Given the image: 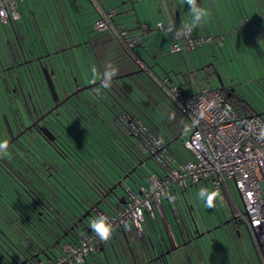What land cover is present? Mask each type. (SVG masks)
Here are the masks:
<instances>
[{
    "label": "rangeland",
    "instance_id": "374dc122",
    "mask_svg": "<svg viewBox=\"0 0 264 264\" xmlns=\"http://www.w3.org/2000/svg\"><path fill=\"white\" fill-rule=\"evenodd\" d=\"M71 1L72 2L70 3L69 0H42L40 6H37L36 2L31 0L28 4L29 6H26L27 11H30L31 19H21L20 23L16 22L15 24L19 37H21L25 31H30L32 34L35 33L37 36L34 37H38L40 42L36 45L43 52L44 41L47 44L51 41L50 37H53V35H51V21H53L55 25L59 24L60 27L67 29L69 36H71V32L73 36L71 39L75 42H78L81 39V41H88L89 47L94 45V50L91 46V52L89 53H91L92 58L90 57L88 62L86 60L83 61L82 58L77 55L78 53L73 54L68 52V61L71 68L74 70L75 77L77 76L78 79L77 82H75L69 75V69L63 70L64 67H61L62 76L60 77V80H62V85L66 90L70 91L77 83L82 84L83 86L93 83V80H100L99 77L105 71V65L108 63H111L116 67L118 72L126 73L129 72L128 70L130 69L131 71L136 70L138 67L137 64L121 50L114 34L107 30L99 32L95 29L94 24L99 19L100 15L97 14L93 2L91 0ZM124 1L126 0H102L107 8H117L118 14H114V16L118 22H121L126 26H134L136 23L135 17H133L134 19H131L130 16H125V13L127 12H123V9H125L124 7L127 6V9L131 8L128 2L123 4ZM184 2L185 0H143L142 2H139L136 7L141 19L146 20L152 33H158L157 24L159 21L165 23L169 29L175 28L180 32L183 28L181 22L185 23L189 14V10ZM159 5L163 7V12H161V14H159V11L156 8V6ZM66 6L71 10V6H74L76 13L72 11L71 15H68ZM203 6L208 13L203 22L207 24V31H210V33L206 34L215 35L214 33H217L218 31L221 32L218 34L225 35V39L221 44L203 45L196 49L171 53L169 47L168 50L166 47L168 45L167 39H164L159 41V44H161L160 49H157L155 46L157 50L156 59L151 56L148 57V55L145 54V52H142V50H140V53L148 61V64L153 66V71L158 77L161 79H172V81L168 80V86L181 84L185 92L191 90L196 92L203 86L219 88L220 81L222 80L224 84L232 87L237 97L256 107L259 112H263L264 1L210 0L209 4L204 3ZM177 11L180 13L179 17L176 16ZM27 15H29V13H26L25 17H27ZM179 18L181 19V22ZM47 23L48 26L46 25ZM20 25H22V29L20 28ZM57 29L58 27L56 30ZM134 34L137 35L139 41H141L140 34ZM61 37L63 38V35ZM32 38L33 37L29 36L25 40L23 39V46L26 48L31 47L28 44ZM7 40L12 43L17 41V39L15 41L14 31L10 24H0V44H6ZM73 40L71 41L73 42ZM63 42L67 44L68 41L63 40ZM47 46L51 48L53 47L52 44ZM78 64L80 66H78ZM93 69L96 70L95 75L93 74ZM215 70L216 73L220 75L221 79L216 74H211ZM207 74H211L209 82H206ZM54 80L57 82L58 79ZM67 80H69V85ZM200 82H202L203 85H201ZM43 91H46V89H43ZM84 91L88 93L91 92V89H86ZM159 93L161 106L158 105L149 94L147 95H149L151 100L142 91L136 92L134 89L131 91V94L134 96H138V94L142 95L140 99L138 97L135 98L140 100L144 111L148 115L147 117H149L151 121L154 120L159 122L164 120L167 123H170L176 131L179 130L178 135H181L184 130L190 128L188 118L179 111L176 104L168 96L169 94H166L160 88ZM39 96L40 101L43 103H45V98L46 100H51V97L48 95L44 94L43 97V95L40 94ZM35 104L37 106L39 105L38 99H35ZM174 122H177V125H181L183 129L181 130V128L178 127L177 130ZM74 132L75 130H73V133ZM190 134L191 129L180 137L177 135L178 139L170 143L171 149L175 152L181 151L187 154L188 157L189 152L184 148V140ZM83 142L85 143L84 140ZM117 142L122 146L120 140H117ZM126 152L131 155L132 160H136L137 157H134L133 153H130V151ZM139 155H141V158L143 159L146 156L140 152ZM152 165L153 164L149 161L142 162L141 169L139 170L140 174L136 176V180L132 182L128 179L126 183L117 188L116 194L124 196L126 189L129 186L137 189L139 187L141 176L145 177L152 173ZM31 179L33 178L31 177ZM0 180H2V177ZM6 181L7 180H5V182ZM7 182L9 183V181ZM10 185L12 187L11 191L16 190L11 183ZM226 192L231 199H233L237 212L239 213V211L243 210L244 204L240 193L232 183H230L229 190L227 189ZM224 197V192H216L211 183H200L190 187L184 196L179 195L178 199L170 203L171 205L166 201V210L171 214V207L176 208L178 210L177 215L181 217L184 223L191 228L192 226L194 227L196 223L199 229L206 230V232L211 227L221 224V227L214 229L210 233H206L198 240L192 241L191 247L188 249L189 253H191L193 248L196 249L197 246H200L199 251L201 254L199 253V257L204 261L202 256H204V252L208 246L219 249L218 246L222 244L219 240L226 233L235 237L233 241L242 248V254L243 252L247 253L249 250L254 264H258V258L257 255L255 256L254 254L252 240L246 224L234 221L228 222L232 217V213L229 204ZM26 198L28 199V197ZM209 202H211V207L208 206ZM188 205H191L192 208H189ZM191 211L193 212V215H191ZM94 219L95 218L92 214V216L87 217L85 223L90 225V222ZM194 221L196 222L194 223ZM84 225L85 224L81 223L78 228L74 229L73 234L78 235V233L84 229ZM174 228L178 230L177 223L173 218V224H170L169 229L173 233L175 241L178 242V236L176 235ZM16 232L15 228L0 218L1 239L4 238L6 240L9 237L10 240H17L19 239V236ZM4 236H7V238ZM129 238L131 245L134 249H137L141 242L139 236L134 233L133 236H129ZM128 249L127 241L123 236L119 235L105 243L104 251H99L94 256L89 255L87 261L80 264H129ZM180 249L181 248L173 250V254H179L178 251ZM40 257L46 259L44 253L41 254ZM243 259L247 260L244 255Z\"/></svg>",
    "mask_w": 264,
    "mask_h": 264
},
{
    "label": "trees",
    "instance_id": "16d2710c",
    "mask_svg": "<svg viewBox=\"0 0 264 264\" xmlns=\"http://www.w3.org/2000/svg\"><path fill=\"white\" fill-rule=\"evenodd\" d=\"M10 25L15 26L14 23ZM138 45L131 51L123 48L127 56L135 62L137 56H142L140 51L137 50ZM141 45L143 44L141 43ZM145 54L148 57L152 56L148 50L145 51ZM145 62L148 63L146 59ZM58 67H61V65L56 64L54 68L57 70L56 77L60 79L61 73ZM71 69L70 67L69 71ZM128 71H131V69ZM120 73L123 72H118V74ZM166 87H168L167 83H162L161 79L146 70L128 78L111 81L110 89H102L100 85H97L91 88V92H88V97L84 101L74 100L69 104L75 108V115L70 123L72 126H70L76 133L72 131L75 138L68 148L73 150L74 154L72 155L75 156L76 154L77 157L62 160L61 156H65V152L60 151L58 156L52 152L49 156L37 145L33 179L31 177L20 178L18 186L13 185L10 182L11 180L9 183L5 182L6 179L1 180V185L5 188L0 191V218L15 228L19 239L10 240L8 237V239L2 238V240L0 234V264L8 257L6 253L8 249H5V247L20 251L30 249L29 256L36 258L33 264L44 259L40 257L43 252L48 259H53L64 242L76 241L82 231L90 229L91 226L85 223L87 218L83 220L84 229L78 235H74V229H71V226L86 210H90V215L93 214L96 219L95 207L110 211L113 207L122 205V203L110 197L109 188L118 180L123 179L126 172L128 174L123 180L124 183L128 179L132 182L136 180V176L140 174L139 170L142 162L149 161L153 164L152 173L162 169L161 164L151 154L144 152L138 145V140L122 127L119 121L120 116L126 115L131 119L141 120L149 132L160 140L163 147L172 152L179 160H186L189 157V154L188 157L186 154L187 158L182 159L181 151L175 152L170 147V143L177 140L178 127L181 128V126L174 123L178 130L176 131L170 123L164 120L151 121L147 117L148 115L144 111L140 100L135 98L140 99L142 95L134 96L131 94L133 89L136 92L142 91L148 98L150 95L160 105L159 88L169 94ZM97 89H99V94H97ZM218 89L223 92L221 88ZM127 94L128 98L126 97ZM223 94L242 114H257L259 112L256 107L237 97L235 91H232L229 95L225 92ZM262 94H264V90ZM168 96L170 97V95ZM171 100L173 101L172 98ZM262 117L264 118V116ZM171 119L173 121L172 116ZM117 140L121 141L122 146ZM126 151L133 153L134 157H137L136 160H132L131 155ZM139 152L146 155L144 159L141 158ZM129 169L130 172L127 171ZM151 174L145 177L141 176L139 185L148 184ZM10 183L16 190L11 191ZM188 189L176 193V199L179 195L184 196ZM227 189L229 190V186H224L222 190L225 195L224 198L229 204L231 213L236 215L238 212L233 199L226 192ZM124 196L126 198V193ZM188 206L192 208L191 205ZM33 210L36 211L32 216L31 212ZM39 211H42L43 214L39 215ZM166 212L168 224L160 222L159 218L155 220L147 218L145 235L140 239L141 242L137 249H134L131 245L129 236L125 235L126 238H124L127 239L129 247V264H194L187 249L182 250L177 255L173 254V250L200 239L207 233L206 230L199 229L200 232H204L200 236L199 231L195 230V226L191 228L183 222L181 217L177 215L178 210L176 208L171 207V214L168 210ZM190 213L193 215L192 211ZM173 218L177 223L178 230L174 229L178 236V242L175 241L173 233L169 229L170 224H173ZM195 225L198 227L196 223ZM210 229L211 231L214 230L213 227ZM65 233L67 234L65 235ZM224 236H226V233ZM4 237L7 238V236ZM106 242L102 243L94 255L100 251ZM199 248L200 246H197L196 249L191 250L195 259L197 253H200ZM168 249H170V253L165 254ZM36 253H39L40 259L34 256ZM203 262L200 257L199 263L203 264ZM15 264H19L18 261Z\"/></svg>",
    "mask_w": 264,
    "mask_h": 264
},
{
    "label": "built area",
    "instance_id": "2783aa9c",
    "mask_svg": "<svg viewBox=\"0 0 264 264\" xmlns=\"http://www.w3.org/2000/svg\"><path fill=\"white\" fill-rule=\"evenodd\" d=\"M25 0H0V24H11L21 17L18 4ZM115 10L103 11L94 27L99 32L110 31L128 51L138 44L137 35L114 22ZM157 28L169 31L171 53L196 49L203 45L221 44L224 34H194L192 29H169L163 22ZM208 80V79H207ZM167 83V79L162 80ZM179 111L188 118L191 134L184 140L189 152L179 160L165 149L141 120L122 115V127L131 133L141 149L151 154L162 169L149 176L148 184L126 189V202L110 211L94 209L96 219L107 218L111 224V240L119 232L126 236L145 235L147 218H159L168 224L166 201L176 200V193L200 183H211L216 192L232 183L242 198L248 227L257 239L264 264V118L258 114H242L218 88L203 86L196 92H184L180 85L167 87ZM90 227L76 241H66L53 259H41L35 264H80L94 255L103 242Z\"/></svg>",
    "mask_w": 264,
    "mask_h": 264
},
{
    "label": "flooded vegetation",
    "instance_id": "af4514ba",
    "mask_svg": "<svg viewBox=\"0 0 264 264\" xmlns=\"http://www.w3.org/2000/svg\"><path fill=\"white\" fill-rule=\"evenodd\" d=\"M6 42V44H0V140L7 139L10 154L0 158V178L2 177V179L7 181L11 180L10 182L13 185L18 186L20 178H30L35 174L37 145L47 152L49 156L52 152L57 156L60 151L65 152V156H61L62 160L77 157L76 154L75 156L72 155L74 151L68 148L75 138L72 133L74 129L71 128L72 125L70 124L75 115V108L69 104L74 100L84 101L88 97V93L86 91L79 92L62 105L52 109L74 90L81 87L82 84L77 83L73 89L67 91L62 85V80L53 74L52 78L58 94V99L54 100L53 96H51L52 91L42 71V65L37 58L41 57L43 66H47L49 69L54 68L52 67L55 64L54 60L44 57V55L32 57L17 42L12 43L8 40ZM80 43L70 41L67 45L69 52L72 53L75 51V47L82 45L81 47H84L81 50L83 57L89 59L91 46L94 50V45L89 47L86 40ZM78 51L80 50L78 49ZM68 55V50H66L63 54V62H61V66L65 70L71 67ZM70 75L77 82V76ZM54 79H58V83ZM67 83L69 85V80H67ZM43 89H46V91H43ZM221 89L226 94H231V91H234L231 86L226 84ZM40 94L43 97L44 94L50 96L51 100L49 101L45 98V103L41 102ZM126 97L128 98V94ZM35 99L39 100L38 106L35 104ZM47 133H50L51 137ZM52 136H54L53 139ZM127 171L130 172L131 170ZM127 174L128 172L124 176ZM124 182H122V185ZM1 183L2 181L0 182V191L5 188ZM110 197L113 199L111 195ZM35 211L31 212L32 216ZM42 214L43 212L39 211V215ZM5 249H8L6 252L8 257L1 264H15L16 261L19 264H24V261H26V264H33L36 261V258L29 256L30 249L21 251L7 247Z\"/></svg>",
    "mask_w": 264,
    "mask_h": 264
},
{
    "label": "crops",
    "instance_id": "0c3cea01",
    "mask_svg": "<svg viewBox=\"0 0 264 264\" xmlns=\"http://www.w3.org/2000/svg\"><path fill=\"white\" fill-rule=\"evenodd\" d=\"M30 1L31 0H25V1L20 2L18 4L19 5L18 9L20 11L21 17H20V19L18 21L13 22L14 25L16 24V22L20 23L21 19H25V18L31 19L30 11H27V9H26V6L29 4ZM32 1L36 2L37 6H40V3H41L42 0H32ZM49 1H54V0H49ZM69 1H70V3L72 2L71 0H69ZM91 1L95 5V10L97 11L98 15H100L103 11H108V10H115V14H118L117 8H111V9L107 8L105 3L102 2V0H91ZM142 1L143 0H126V1L123 2V4H126L128 2V4H130V6H131L130 9H127V6L124 7L125 9H123L124 10L123 12H127V13H125V16H130L131 19H134L133 17H135L136 23H135L134 26H126L125 24H122L121 22H118L115 19V16H113V19H114V22L116 24H119V25L123 26L124 28L129 29L131 34H133V35H135L134 33L140 34L141 41H139V45L137 47V50L138 51L142 50V52H145L146 50H148L152 54L151 57L156 59L157 58V53H156L157 50H156V48L160 49V45H161V44H159V41L167 39L168 45L166 47H167V50H168V47H169L170 43L172 42V39H171L170 32H165V31L159 30L158 28H157L158 33H152L151 32L150 28L148 27V24H147L146 20H142L140 15L138 14L139 11H138L136 6H137V4L139 2H142ZM254 1H256V0H254ZM209 2H210V0H197L196 1V5L198 7L204 8L203 4L204 3L209 4ZM184 3H185V6L187 7V9L189 10V14L187 16V20L185 21V23L181 22V19L179 18L183 28L192 29V32L194 34L210 33V31H207L208 27H207V24L204 23V22H202L199 26H196L194 28L191 26V21H192V18H193L192 17V12H191L190 6L186 3V0H185ZM71 7H72V10L67 8V6H66V10H67L68 15H71L72 11L75 12L74 6H71ZM156 8L159 11V14H161V12H163V7L161 5L156 6ZM156 8H155V10H156ZM26 13H29V15H27V17H25ZM176 16H178V17L180 16V13L178 11L176 13ZM162 19H163V17H162ZM159 22H161V21H159ZM50 24H51V28H52L51 29L52 30L51 35H53V37H50L51 41H49V43H47V44L44 41V43H43L44 52L41 51L38 48V46H37L38 43H40V42H39L38 37H34V36H37L35 33L32 34V33H30V31H25L24 34L22 36L20 35L21 37H19L16 26H12V25H10V26L12 27V29L14 31L15 41L17 39L16 42L19 44V46H23V39L25 40L29 36L33 37L31 39V41L29 42V44H28L29 46H31V47H28L29 49L23 46L25 48L26 52H28L32 57H36L38 55H44V57H46V55L48 53H51L50 57L54 60V62L56 61L55 63L61 65L62 64L61 62H63L62 60H63V57H64L63 54L65 53L66 50H68V52H69V49H68L67 45H68V43L71 40H73V39H71V37L73 38V36H72L71 32H70L71 36H69V32L67 31V29H65L63 27H60L59 24L55 25L53 21H51ZM46 25L48 26V23ZM57 27H58V29L56 30ZM20 28L21 29L23 28L22 25H20ZM218 33H221V32L218 31L217 33H214V34H218ZM76 34H78V33H76ZM62 35H63V38L61 37ZM41 39H43V38H41ZM63 40L64 41L65 40L68 41L67 44H65L63 42ZM80 42H83V41H81V39L78 42H75L73 40V43L81 44ZM141 43L143 45H141ZM50 44H52V46H53L52 48L47 46V45L50 46ZM81 46L82 45H78V47H75L74 53H78L77 55L80 56L83 61L86 60L88 62L89 59H87L86 57H83V53H82L81 50L84 49V47H81ZM119 46H120L121 50L123 51V47L121 46L120 43H119ZM141 46H143V47H141ZM155 46H156V48H155ZM77 48L80 51H78ZM90 57L92 58L91 55H90ZM141 63H142V61H141ZM142 64L144 66H146L144 63H142ZM78 66H80V65L78 64ZM61 67H63V66H61ZM61 67H59L60 68V70H59L60 73H61ZM56 71L57 70H55V73H54L55 75L57 74ZM215 71L212 72L211 74L215 73ZM70 74L75 75L74 74V70H71ZM211 74H207L206 82H209ZM165 79H168V78H165ZM165 79H163V80H165ZM162 83H163V81H162ZM200 84L203 85L202 82H200ZM179 85H180L182 91H184L182 85L181 84H179ZM186 92H194V91L191 90V91H186ZM174 123L177 124V122H174ZM179 126H181V125H179ZM181 128H182V126H181ZM180 155H181L182 159L186 158V154L180 152ZM247 229H248V232H249L251 240H252V247H253L254 254H255V256L257 255V258H258L257 262H258V264H263V260L261 258L260 252H259L256 236L254 235V233L251 231V229L249 227H247ZM119 235L124 237L123 233H119L117 236H119ZM234 238H235L234 236L226 234V236H223L219 240V242H222V244H224V245L221 244L220 246H218L219 249L212 248L211 246L210 247L208 246V248L204 252V256H203L204 262H203V264H254V262L252 260V256H251L249 250L247 251V253L243 252V254H242V252H241L242 248H240L237 244L234 243V241H233ZM191 244H192V242L190 244H188V245L182 246L181 249L178 251V253H180L184 249H187V250L190 249L189 247H191ZM104 246H105V244H104ZM104 246L100 249V251H104ZM225 249L227 250V252H226ZM190 254H191V258L193 259L194 264L199 263V260H200L199 252L197 253V255L195 254L196 255V259L198 261L197 263H196L195 257L192 256V252ZM243 255L247 258V260L243 259ZM86 261H87V259H86Z\"/></svg>",
    "mask_w": 264,
    "mask_h": 264
},
{
    "label": "water",
    "instance_id": "95a60500",
    "mask_svg": "<svg viewBox=\"0 0 264 264\" xmlns=\"http://www.w3.org/2000/svg\"><path fill=\"white\" fill-rule=\"evenodd\" d=\"M72 53L75 54L74 51H73ZM50 56H51V53H48V54L46 55L47 58H51ZM51 59H52V58H51ZM37 60H38V61L40 62V64L42 65V71H43V73H44V75H45V78H46V80H47V83H48V85H49V88H50V90L52 91L53 99H54V100L58 99V94H57V92H56V90H55L54 81H53V78H52L53 74L55 73V68H51V69H49L47 66H43V64H42V58H41V57H38ZM141 61H142V63H144L146 66H144V65L141 63ZM56 64H57V63L53 64L52 67H55ZM136 64H137V66H138V68H137L136 70H133V71H129V72H126V73H122V74L116 75L115 77H113L112 81H116V80H118V79H123V78H128V77H131V76L137 75V74H139V73L145 72L146 70H148L151 74H153L154 76H156L158 79H161V78L158 77V76L155 74V72L153 71V66H150L148 63L145 62V58H144V57H142V56H140V57L137 56ZM59 65H60V64H59ZM148 65H149V66H148ZM213 74H216V75L220 78V75H219L218 73H216V71H215V73H213ZM220 79H221V78H220ZM161 80H163V79H161ZM168 80H169V81H172L171 78H168V79H167V84H168ZM75 81H76V79H75ZM97 85H100V80L95 81V83H90V84H87V85H84V86L78 87V88H77L76 90H74L71 94H69L67 97H65V98H64L59 104L55 105L52 109H55V108H57L58 106L62 105L63 103H65V102H66L70 97H72L73 95H75V94H77V93H79V92H82V91H84V90H86V89H91V88H93V87H95V86H97ZM223 86H224V82L221 80V81H220V86H219V88H222ZM231 92H232V91H231ZM228 95H229V94H228ZM257 114L260 115V116H264V111H263V112H258ZM189 129H190V128H187L186 130H184V131L181 133L180 136H182V135L185 134L187 131H189ZM49 134H50V133H47V135H48L49 137H51V135H49ZM180 136H178V137H180ZM53 137H54V136H52V139H53ZM178 137H177V139H178ZM126 176H127V175H126ZM126 176H124L123 179L118 180L117 183H115L111 188H109V193L111 194V196H112L114 199H116L117 201H119L120 203H122V204L125 203L126 198H125V196H119V195H117L116 192H115V190H116L118 187H121V186H122V182H123V180H125ZM245 215H246V210H245V207H244L243 210L239 211V213H237L236 215L232 214V217H231L230 220H228V222H229V221H234V222H237V223L246 224V226H247L246 220H245V218H244ZM88 216H92V215H90V210H86V211L83 213V215H82L80 218H78V220H77V221L71 226V229H75V228H77V227L79 226V224H80V223H83V220H84L85 218H87ZM220 226H221V224H219V225H217V226H215V227H213V228L216 229V228H218V227H220ZM247 227H248V226H247ZM88 230H89V229H88ZM195 230H196V231H199V228L196 227V225H195ZM210 231H211V229L207 230V233H210ZM66 234H67V233H65V235H66ZM123 234H124V233H123ZM203 234H204V232H200V231H199V235H200V236H202ZM124 237L126 238L125 234H124ZM126 241H127V239H126ZM184 244H185V243H184ZM43 253H44V252H43ZM169 253H170V249H168V250L165 251V254H169ZM44 254H45V253H44ZM34 256H36V257L39 258V253L34 254ZM46 257H47V255H46ZM47 258H48V257H47ZM39 259H40V258H39ZM23 263L26 264V261H24Z\"/></svg>",
    "mask_w": 264,
    "mask_h": 264
},
{
    "label": "clouds",
    "instance_id": "9594fccd",
    "mask_svg": "<svg viewBox=\"0 0 264 264\" xmlns=\"http://www.w3.org/2000/svg\"><path fill=\"white\" fill-rule=\"evenodd\" d=\"M186 3L190 6L191 12H192V21L191 26L194 28L196 26H199L207 17L208 13L207 11L202 8L198 7L196 5V0H186ZM180 34L183 35V28L180 30ZM93 74H96V70L93 69ZM118 75V69L114 67L111 63H108L105 65V71L102 73L100 78V88L102 89H110L111 88V81L113 77ZM93 83H95V80H93ZM97 94H99V89H97ZM10 153L8 151V141L7 139L0 140V158L8 156ZM208 206L211 207V202L208 203ZM107 218L105 217H99L97 219H94L90 222V226L93 228V230L96 232L97 236L101 240H107L109 239L111 235V224L107 223ZM103 224L106 231H100L98 229V225Z\"/></svg>",
    "mask_w": 264,
    "mask_h": 264
},
{
    "label": "snow or ice",
    "instance_id": "6c2138e0",
    "mask_svg": "<svg viewBox=\"0 0 264 264\" xmlns=\"http://www.w3.org/2000/svg\"><path fill=\"white\" fill-rule=\"evenodd\" d=\"M98 229L100 230V231H106V229L104 228V225L103 224H100V225H98Z\"/></svg>",
    "mask_w": 264,
    "mask_h": 264
}]
</instances>
